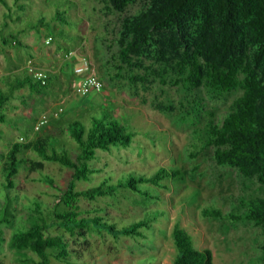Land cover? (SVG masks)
<instances>
[{"label":"rangeland","instance_id":"rangeland-1","mask_svg":"<svg viewBox=\"0 0 264 264\" xmlns=\"http://www.w3.org/2000/svg\"><path fill=\"white\" fill-rule=\"evenodd\" d=\"M4 1L5 6L0 4V80L5 75L20 74L29 63L50 64L47 58L54 55L71 67L77 63L78 54L91 62L103 88L84 97L75 95L71 88L73 70L67 69L66 79L71 78L61 86L52 76L51 85L42 94L17 91L5 108L6 122L0 123V153L7 152L12 142L38 139L42 144H58L57 152L64 147L74 158L77 147L68 135V123L80 120L88 126L90 115L106 116L117 119L135 136L127 148L95 151L89 167L99 172L86 182H77V190L94 187L106 177L115 182L128 173L152 176L159 167L177 168L183 176L182 180L162 182V187L141 185L152 198L121 190L114 197L81 199L82 216L102 209L100 214L119 227L139 221L150 211L161 216L152 222L151 229L143 230V238L113 239L90 233L75 241L65 234L70 253L67 263L51 259L50 264H172L171 230L176 222L192 237L197 249L211 251L214 264H263L264 226L201 214L205 208H218L224 217L231 213L244 216L250 205L264 200V184L255 177H243L236 168L217 166L214 147L204 145L206 122H220L242 90L216 93L204 86L190 89L188 72L178 64L181 48L173 39V31H154L140 53H129L122 60L120 50L125 45L119 39L121 24L144 10L148 0H130L121 11L108 0ZM56 10L64 12L66 24L52 20ZM4 14L11 17L4 18ZM2 37H16L20 45L16 40L3 44ZM42 115L48 119L45 127L29 132ZM19 158L14 177L17 203L4 200L0 166V217L12 220L2 227L0 264L37 261L34 254L12 248V237L37 222L35 199L45 216L54 208L71 174L68 168L47 162L43 171L30 173L26 160L39 158L32 151L23 152ZM44 176L53 181V188L43 181ZM12 191L14 197L15 189ZM48 235L58 236L60 232L50 229Z\"/></svg>","mask_w":264,"mask_h":264},{"label":"trees","instance_id":"trees-1","mask_svg":"<svg viewBox=\"0 0 264 264\" xmlns=\"http://www.w3.org/2000/svg\"><path fill=\"white\" fill-rule=\"evenodd\" d=\"M108 1L121 11L130 0ZM0 4L6 5L4 0H0ZM10 17L4 14V18ZM52 20L66 24L65 14L60 10L55 11ZM161 30L175 33L173 39L181 48L178 64L188 72L186 82L190 89L204 86L216 93L242 90L232 110L220 122L213 119L206 122L204 145L214 147L213 158L217 166L236 168L243 177H255L264 184V0H148L144 10L124 19L121 24L122 36L119 39L121 45H125L120 50L122 60L127 59L129 53H140L150 43L153 32ZM7 38L2 37L3 44L16 40L20 45L16 37ZM126 38L129 40L126 41ZM46 74L45 85L36 81L26 67L20 74L1 77L0 123L6 122L5 108L15 99L17 91L25 89L39 95L49 88L51 74ZM240 75L242 79H239ZM103 117L90 115L88 126L80 120L68 123V135L77 147L74 158L64 147L61 146L62 151L57 152L58 144H42L38 139L26 143L12 142L7 152L0 153L3 197L7 201L17 203L18 200L14 177L21 163L19 155L23 152L32 151L39 158L24 161L30 173L43 171L46 162L57 163L71 172L54 208L45 216L35 199L33 211L37 214V222L12 237L11 247L34 254L37 258L34 264H50L51 259L67 263L70 253L64 240L65 234L75 241L90 233L113 239L143 238V230L151 229L152 222L161 216L158 211H150L139 221L119 227L100 214L102 209L82 216L78 205L81 199L94 201L114 197L121 190L152 198L141 190V185L162 187L164 181L183 179L177 168L159 167L152 176L128 173L115 182L106 177L94 187L77 190V182H86L99 172L89 167V162L95 158V151L127 148L135 136L117 119ZM36 123L29 127V132L37 133L45 127L35 131ZM43 181L53 188L51 179L44 176ZM13 189L16 192L14 197ZM256 202L248 207L244 216L231 213L224 217L218 208H205L201 214L205 218L227 219L230 222L245 220L264 226V200ZM11 221V217H0V239L2 227ZM50 229H56L60 235L49 236ZM171 241L174 247L172 264H214L211 251L197 249L192 237L177 222L171 230Z\"/></svg>","mask_w":264,"mask_h":264},{"label":"built area","instance_id":"built-area-1","mask_svg":"<svg viewBox=\"0 0 264 264\" xmlns=\"http://www.w3.org/2000/svg\"><path fill=\"white\" fill-rule=\"evenodd\" d=\"M77 63H75L73 67V73L75 75V79L71 84L72 91L77 96H87L91 93H98L102 90L103 84L100 79L93 72V68L91 62L84 56L76 55ZM26 70L28 73L32 75V77L39 81L42 85H45L47 74L45 71L37 70L29 63L26 66ZM58 116V112L55 113L54 117ZM48 122V119L45 115H42L35 127L34 130L37 131L39 128L45 126Z\"/></svg>","mask_w":264,"mask_h":264},{"label":"crops","instance_id":"crops-1","mask_svg":"<svg viewBox=\"0 0 264 264\" xmlns=\"http://www.w3.org/2000/svg\"><path fill=\"white\" fill-rule=\"evenodd\" d=\"M54 56L55 58L53 56H51L50 58H47V59H51L50 64L46 62H34L33 67L37 70L45 71L46 73L49 72L51 74V78L52 76H54L53 78H56V82H59L61 86L65 83L66 70L67 69L73 70L75 63L71 67H68L67 65L64 66V64H62V61H64V59L62 58L60 59L59 55H54ZM42 59H45V58H42ZM71 76L73 77L71 81H73L75 77L72 72H71ZM70 78L71 77H68L66 80H70Z\"/></svg>","mask_w":264,"mask_h":264}]
</instances>
